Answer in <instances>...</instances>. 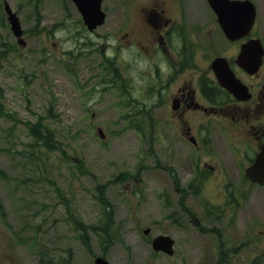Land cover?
Returning <instances> with one entry per match:
<instances>
[{"label": "rangeland", "instance_id": "rangeland-1", "mask_svg": "<svg viewBox=\"0 0 264 264\" xmlns=\"http://www.w3.org/2000/svg\"><path fill=\"white\" fill-rule=\"evenodd\" d=\"M3 1L18 16L24 46ZM126 1L133 0H102L114 5L111 13ZM256 2L264 17V0ZM141 4L134 0L130 7ZM115 11L121 17V4ZM77 13L70 0H0V264H94L96 256L110 264H264V186L240 201L237 222L226 229L228 260L220 263L211 254L213 239L197 232L183 211L185 202L196 210L197 200L174 195L169 170L181 164L182 149L175 136L163 140L157 133L156 106L143 115L136 90L130 94L139 102L124 107L136 113L130 120L117 118L119 105L106 102L108 92L88 112L84 98L82 106L79 79L101 59L92 48L111 55L118 42L91 36L76 55L85 34ZM260 23L264 33V18ZM134 54L135 48H121L117 61L134 59L132 85L143 67ZM47 110L51 116L42 117ZM35 120L54 131L53 148L35 141ZM157 234L176 240L175 254L153 252Z\"/></svg>", "mask_w": 264, "mask_h": 264}, {"label": "flooded vegetation", "instance_id": "flooded-vegetation-1", "mask_svg": "<svg viewBox=\"0 0 264 264\" xmlns=\"http://www.w3.org/2000/svg\"><path fill=\"white\" fill-rule=\"evenodd\" d=\"M133 1L116 2L121 4V17L114 16L116 4L111 13L114 5L102 3L104 20L91 29L77 13L85 34L84 40L78 39L76 55L90 45L91 36L118 42L111 55L103 53L104 47L92 48L99 50L101 59L86 66L79 79L81 104L84 107L85 99L88 112L87 105L103 102V93L108 92L112 99L106 102L119 105L117 118L130 120L136 113L124 107L139 102L130 94L136 90L143 95V115L156 106L157 133L163 140L175 136L182 149L181 164L169 170L175 179L174 195L183 201L189 196L197 200L196 210L185 202L183 211L197 232L213 239L215 260L225 262L226 229L237 222L235 214L245 194L261 186L245 176V168L264 142V33L259 27L263 14L258 2L251 0L253 24L245 32L235 33L233 28L229 35L209 0H143L132 9ZM220 3V17L226 18L228 0ZM259 43L262 54L256 66ZM244 44L252 46L253 54L241 60ZM129 47L135 48L134 55L143 64L136 85L129 82L135 81L134 59L117 62L121 48ZM92 78L95 81L87 87ZM86 109L83 115L88 114Z\"/></svg>", "mask_w": 264, "mask_h": 264}, {"label": "water", "instance_id": "water-1", "mask_svg": "<svg viewBox=\"0 0 264 264\" xmlns=\"http://www.w3.org/2000/svg\"><path fill=\"white\" fill-rule=\"evenodd\" d=\"M74 1L81 10L85 20L88 21L90 27H93L94 25L102 22L103 13L99 9L101 0H74ZM213 6L217 10V12H219L220 4L213 3ZM233 8L237 9V11L239 12V16L244 19V22L240 26L234 23L233 18H227V20L223 19L221 24L225 29V31L226 29L230 30L233 26L236 28H241L243 26L245 32V30L250 27L253 21V17H254L253 3L249 0L229 1V9H233ZM5 11L8 14V20L9 23L11 24V29L13 33L17 37H19L21 35V28L16 15L11 11V9L7 4H5ZM18 41L21 42V39L19 38ZM249 52H252L251 46L244 44L242 46V51L240 55L244 56L245 54H249ZM261 54H262V49L260 46L259 54L256 56V65H258ZM246 174L253 181H258L260 183L264 182V144L262 145L259 153L256 155V159L254 163L247 169ZM148 232H149V228H145L143 230V233L145 234ZM172 244H173V240L167 235H157L151 240V246L154 250L156 251L163 250L169 254L172 253ZM94 264H109V262L103 257L98 256L94 259Z\"/></svg>", "mask_w": 264, "mask_h": 264}, {"label": "trees", "instance_id": "trees-1", "mask_svg": "<svg viewBox=\"0 0 264 264\" xmlns=\"http://www.w3.org/2000/svg\"><path fill=\"white\" fill-rule=\"evenodd\" d=\"M33 123H34L33 134H34V137H35V141L38 142V140H42V142L44 143L43 145L46 146L48 144L49 147L53 148L54 145L52 143V134H53L54 131L51 130L49 127L45 126V125H43L42 129H40L38 127V125H39V121L38 120L33 121ZM56 147H57V145H56ZM103 187L104 186H101V185L97 186L99 193H102ZM84 233L86 235L85 231H84ZM108 238H109V236H108ZM87 248H89V247H87Z\"/></svg>", "mask_w": 264, "mask_h": 264}]
</instances>
